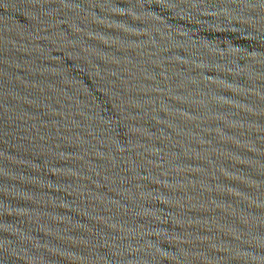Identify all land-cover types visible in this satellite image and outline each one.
<instances>
[{
	"label": "water",
	"instance_id": "obj_1",
	"mask_svg": "<svg viewBox=\"0 0 264 264\" xmlns=\"http://www.w3.org/2000/svg\"><path fill=\"white\" fill-rule=\"evenodd\" d=\"M0 264H264V0H0Z\"/></svg>",
	"mask_w": 264,
	"mask_h": 264
}]
</instances>
